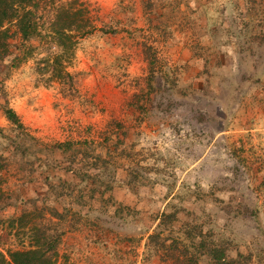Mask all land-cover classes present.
I'll list each match as a JSON object with an SVG mask.
<instances>
[{"label":"rangeland","instance_id":"1","mask_svg":"<svg viewBox=\"0 0 264 264\" xmlns=\"http://www.w3.org/2000/svg\"><path fill=\"white\" fill-rule=\"evenodd\" d=\"M31 3L1 29L0 251L264 264V0Z\"/></svg>","mask_w":264,"mask_h":264},{"label":"trees","instance_id":"2","mask_svg":"<svg viewBox=\"0 0 264 264\" xmlns=\"http://www.w3.org/2000/svg\"><path fill=\"white\" fill-rule=\"evenodd\" d=\"M31 2L32 0H0V39L2 37L1 35L4 33L1 29L8 23L16 24L18 31L22 33L24 39H26L33 30L37 29V18L33 15L36 12V10L33 9L35 5H32ZM4 47H6L4 44L0 45V51H2ZM7 115L8 117H14L11 112H8ZM41 246L40 241H38L36 244L32 245L30 249L7 251L6 254L0 251V264H54L52 259L57 254L55 246H53V254L51 256H47ZM207 255L210 258V264L231 263L224 249H209ZM238 257H241V255H238Z\"/></svg>","mask_w":264,"mask_h":264}]
</instances>
